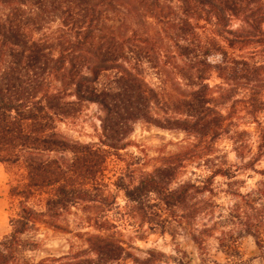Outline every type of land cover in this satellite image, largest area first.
Wrapping results in <instances>:
<instances>
[{
	"label": "trees",
	"instance_id": "16d2710c",
	"mask_svg": "<svg viewBox=\"0 0 264 264\" xmlns=\"http://www.w3.org/2000/svg\"><path fill=\"white\" fill-rule=\"evenodd\" d=\"M123 3L0 0V151L9 147L29 151L37 143L48 144V135L36 136L30 122L36 117L65 119L69 97L100 103L120 123L155 121L151 105L160 103L161 127L183 132L194 141L179 144L161 168L134 190H126V197L141 203L143 194H155L168 213L183 212L181 224H191L209 212V204L197 198L213 193L215 179L222 177L229 181L227 193L233 202L227 218L232 228L222 232L220 246L229 253L237 248V236L243 234L252 237L263 252L264 182L245 194L233 188L243 182L224 167L226 156L218 155L216 144L230 140L241 161L250 154L245 139L248 132L231 129L233 118L243 110L258 127L259 145L242 167L258 171L255 165L264 159V125L259 121L264 113V0H140L159 31L139 33V28L151 27L138 18L140 27L132 35L123 29L128 26L125 18H119L129 12ZM110 70L117 72L116 93L96 87L100 75ZM214 74L221 82L212 87L209 80ZM149 76L157 80L158 90L147 81ZM17 117L21 122H16ZM189 165L195 166L190 173L196 179L181 181L172 189V181ZM198 169L207 174L197 175ZM258 173L264 176V169ZM96 201L106 199L62 188L58 197L47 201L43 212L23 204L18 216L10 220L11 233L0 240V264H116L123 258L150 264L149 259L134 258L115 239L108 220L89 216L86 220L94 223L97 233L79 234L87 244L83 254L71 250L67 256L38 262L22 256L36 244L27 235L40 226L59 230L57 223L64 210L73 203ZM143 219L153 221L147 214ZM206 233L192 234L200 249Z\"/></svg>",
	"mask_w": 264,
	"mask_h": 264
},
{
	"label": "rangeland",
	"instance_id": "374dc122",
	"mask_svg": "<svg viewBox=\"0 0 264 264\" xmlns=\"http://www.w3.org/2000/svg\"><path fill=\"white\" fill-rule=\"evenodd\" d=\"M123 6L129 12L119 18L127 21V29H123L128 35L140 27L138 18L146 20L151 27L139 28V33L159 31L157 24L146 15L147 9L141 7L140 0H124ZM199 32L203 33V30ZM116 76V70L103 72L96 83L97 89L116 93ZM147 81L152 88L159 89L154 77H147ZM220 82L215 74L209 80L212 87ZM67 101L71 104L67 106L69 115L65 119L36 117L30 122L32 129L38 132H35L36 136L41 132L48 135V144L37 143L36 149L29 151L19 147L0 151V240L11 233L10 220L18 216L23 204L43 212L47 201L58 197L61 189L66 188L87 191L106 201L73 203L63 211L57 223L61 229L40 226L38 231L27 235L36 244L33 250L22 253L25 258L38 262L44 258L67 256L71 250L83 254L80 252L87 249V244L79 234L97 233L94 223L86 220L89 216L93 220L97 217L108 220L114 227L115 239L123 242L134 258L149 259L150 264H264V250L260 252L250 236L238 235L237 248L229 253L220 246L222 232L232 228L227 218L233 202L227 193L229 181L222 177L215 179L213 193L197 198V201L209 204V212L191 224L186 221L181 224L179 216L183 212L174 209L168 213L155 194H143L141 203L126 197V190H134L144 178L161 168L179 144L194 141L183 132L161 127L158 122L164 113L160 103L151 105L152 120L155 121L121 120L120 123L113 114L109 116L100 103L78 102L75 97H69ZM115 102L120 105L119 100ZM115 102L109 104L113 106ZM259 121L264 125V113L259 116ZM16 122L21 119L17 117ZM231 129L248 132L245 139L251 155L246 154L245 160H239L234 145L226 138L219 140L216 147L219 156H226L224 167L243 182L233 188L245 194L260 181L264 182V176L258 173L264 169V159L255 165L258 171L242 167L258 150V127L243 110H239ZM193 170L195 166L189 165L183 175L172 181L171 188L181 181L196 179L190 173ZM196 172L197 175L207 174L204 169ZM145 214L153 221H144ZM202 230H207V237L200 249L192 240V234ZM116 264L134 262L123 258Z\"/></svg>",
	"mask_w": 264,
	"mask_h": 264
}]
</instances>
